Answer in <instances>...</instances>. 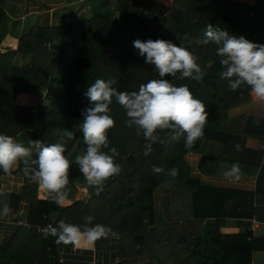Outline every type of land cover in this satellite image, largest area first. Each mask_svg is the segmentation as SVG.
<instances>
[{"label": "trees", "instance_id": "trees-1", "mask_svg": "<svg viewBox=\"0 0 264 264\" xmlns=\"http://www.w3.org/2000/svg\"><path fill=\"white\" fill-rule=\"evenodd\" d=\"M85 1L90 11L81 21L62 27L57 23L29 28L15 38L8 32L3 10L6 0H0V134L28 147L29 141L61 143L64 132L71 131L74 138L66 140V155L75 140L83 139L79 127L82 110L91 106L84 93L95 80L115 79L118 91L131 93L138 92L141 84L160 79L155 66L147 64L133 47L137 39L170 41L197 57L205 73L203 84L181 78L179 73L164 79L174 86L186 85L205 105L208 121L203 137L191 149L185 147L186 134L158 130V141L145 155L149 141L142 130L126 126V110L113 98L110 115L115 126L107 133L108 148L102 150L108 154L111 148L117 150L119 156L114 162L120 165V174L108 179L102 190L84 202L64 208L47 202L38 210L31 207L28 221L37 217L46 224L48 214L56 211L53 226L63 220L83 228L86 217L91 216L92 225L102 224L116 234L100 238L98 243L110 242L108 249L117 255L119 264H250L251 253L259 246L264 248V238L253 239L249 230L240 232L239 225L229 226L225 206L235 196L250 206L254 197L259 206L253 209L252 220L264 222V191L256 187L251 194L203 187L188 178L182 156L195 153L204 139L264 136L263 120L228 118V111L250 102L251 90L244 85L232 91L228 81L220 79L222 57L217 55L216 46L203 43L210 24L214 30L227 31L237 38L251 34L256 44L264 45V0H252V4L229 0H114L115 17L106 9L109 1ZM15 56H31V66L15 67ZM21 93L27 94L25 107L13 103ZM41 100L47 102L46 107L38 104ZM213 160L201 157L198 171L210 173L206 163ZM153 166L163 171L157 174ZM172 169L177 170L175 176ZM17 170L25 185L20 197L33 194L37 183L24 175L22 163ZM172 180L189 191L194 200H201V207L211 218H203L195 205L196 215L188 221L154 225L152 193ZM27 242L24 247L31 248L34 240L28 237ZM21 246L18 254L12 253L4 264H15L22 258L25 249Z\"/></svg>", "mask_w": 264, "mask_h": 264}, {"label": "clouds", "instance_id": "clouds-1", "mask_svg": "<svg viewBox=\"0 0 264 264\" xmlns=\"http://www.w3.org/2000/svg\"><path fill=\"white\" fill-rule=\"evenodd\" d=\"M204 35L206 39L203 43L215 45L217 55L222 57L220 79L227 80L232 91L246 85L259 100L264 101V45L253 43L243 36L237 38L224 30H214L210 24ZM133 47L147 64L155 66L160 79L141 84L138 92L131 93L118 91L114 87L117 83L115 79H97L84 93L91 104L82 110L83 120L79 125L86 152L75 157V164L87 184L97 191L102 190L105 181L121 172L120 165L114 162V158L119 156L117 150L111 148V154L102 150L108 148L107 133L115 126L110 115L113 98L126 110V126L142 130L149 141L145 155L151 151V145L158 141V130L186 134L184 144L191 149L203 137L208 121L205 105L194 98L186 85L174 86L164 79L169 75L175 78L179 73L181 78H191L203 84L205 73L192 52L165 40L137 39L133 41ZM73 138V132L66 130L61 143L46 145L42 141H29V146L25 147L15 142L13 137L0 134V169L10 175L12 169L22 163L24 175L61 205L68 200L70 184L71 163L64 155L65 145L66 140ZM162 171L153 166V172L159 174ZM238 171L239 166L233 164L225 177L230 178ZM171 174L175 176L177 170L172 169ZM10 211L5 206L0 214L7 216ZM93 219L86 217L83 228L61 220L56 226L49 225V234L56 237L57 243L76 245L82 242L94 244L100 238L116 235L110 227L92 225Z\"/></svg>", "mask_w": 264, "mask_h": 264}, {"label": "crops", "instance_id": "crops-1", "mask_svg": "<svg viewBox=\"0 0 264 264\" xmlns=\"http://www.w3.org/2000/svg\"><path fill=\"white\" fill-rule=\"evenodd\" d=\"M57 1V2H53ZM245 4H252V0H229ZM82 3L79 7H71V2L62 0H6L4 13L7 18L8 27L29 26L27 18L31 15H38L41 25L53 26L50 19L53 14L54 19L62 22L71 19V14L78 10L79 14L83 10L89 9V4L85 0H79ZM53 4V5H52ZM21 11L20 19H11L10 15ZM72 11V12H71ZM84 14V13H82ZM57 15V17H55ZM87 16V14H85ZM16 21V23H14ZM25 27V28H26ZM20 28L18 27L17 30ZM243 37L253 43H256L251 34H244ZM250 102L228 111L227 116L233 119L239 116H247L264 121V101L259 100L252 92L249 93ZM15 142L19 143L14 139ZM21 144V143H20ZM237 146H239L237 148ZM210 157L214 159L206 163L208 174H201L198 171V163L201 157ZM264 136L237 140L235 138H211L201 141L198 150L195 153L187 152L182 156V161L188 168V178L197 180L203 187L224 189L238 192L254 193L256 187L264 191ZM237 164L239 171L230 178L225 177V173L230 171L231 166ZM18 166V165H17ZM15 166L11 174H6L0 169V213L7 206L10 213L7 216L0 214V264H4L8 256L12 253L18 254V249L28 245V237L32 238L34 243L30 242V247H24L21 252L22 258L15 264H119L117 255L109 250L110 242H100L94 244L82 242L76 244L57 243L56 237L49 234V231L41 233L37 227H44L50 223L53 225L57 217L56 211H51L47 216V223L37 217L28 221V213L31 207L38 210L44 206V203H51L54 207L64 208L72 203L65 201L63 204H56L38 184L35 192H29L27 197H20L22 188H24L23 177ZM87 195L90 197L97 189L87 186ZM239 194V193H238ZM11 196V198H10ZM12 196L16 197L12 198ZM235 198H239L236 200ZM235 199V200H234ZM225 206V221L234 227L239 225L240 232L249 230L253 239L264 238V222L252 220L253 209L259 206L256 198L250 200V206L244 202L240 196H235ZM178 200H182L179 202ZM172 201L181 210H187L188 219H176L167 222L162 213L171 209ZM195 201V202H194ZM168 203V204H167ZM55 204V205H54ZM153 222L154 225L182 223L188 221L196 215L195 205L200 208L201 216L210 219L212 215L205 214L201 207V200H194L191 193L179 186L175 181H168L155 189L152 193ZM168 205V206H167ZM210 204H207V207ZM175 208V207H174ZM173 208V209H174ZM179 211V210H178ZM209 212V211H208ZM29 235V236H28ZM116 239V238H115ZM33 242V241H32ZM13 250V251H12ZM27 250V251H26ZM20 254V253H19ZM250 264H264V248L259 246L251 253Z\"/></svg>", "mask_w": 264, "mask_h": 264}, {"label": "rangeland", "instance_id": "rangeland-1", "mask_svg": "<svg viewBox=\"0 0 264 264\" xmlns=\"http://www.w3.org/2000/svg\"><path fill=\"white\" fill-rule=\"evenodd\" d=\"M62 1L71 2L72 5H70V8L71 7H74V8L79 7L82 4L79 2V0H62ZM103 1H109L110 5H108L106 7V9L111 13V17H115L116 13L113 10L114 9V7H113L114 0H103ZM53 2H57V1H53ZM86 9L87 10H83V12H81L80 14H79L78 10H75L76 13L71 14V19L70 20L65 19L64 22H62L60 20L56 21V19H54L53 14H52L50 22H51V24L58 23L59 25H61L60 27L69 26L72 23H77V22L81 21L83 18H85L86 17L85 14H88L90 11V6H89V9L88 8H86ZM82 13H84V14H82ZM20 17H22V13L20 10H18L16 13L10 15L11 19H20ZM55 17H57V15ZM27 20H28V24L30 25V27L25 26L26 27L25 28L24 26L20 27V26H14V25L10 24L8 27V32L16 38L19 35H21L22 33H26L29 28L31 29L33 27H38L41 24V20L39 19L38 15L31 14L27 18ZM14 23H16V21H14ZM62 23H65V24H62ZM18 27L20 28L19 30H17ZM31 63H32V57L31 56H27V57L15 56V58L13 59V65L15 67H18V68H29L31 66ZM26 95L27 94H22V93L18 94L15 97L13 103L15 105H17L18 107L27 106V96ZM38 104L45 106V107L47 106V102L44 100L39 101ZM31 109H32L31 112H33L34 108H31ZM83 144H84L83 139L75 140V143L72 145L69 152L65 155L71 163V167L69 170L70 184L68 186V189H69L68 201H72V203H75L77 201H83L84 202L89 198V196L86 193V191H87L86 189L88 188L87 187L88 184H87L84 176L80 173L78 166L75 164V157L77 155H83L86 152L85 148L83 147ZM104 184H106V181ZM178 201L181 202L182 200H178ZM181 203H183L184 206L186 205V203L184 201ZM170 205H171V209L163 212L162 213L163 217L161 219H164L167 222L172 221V220H176V219H184V220L188 219V215L186 213L187 210L181 211L177 207V205H175L172 201H170Z\"/></svg>", "mask_w": 264, "mask_h": 264}, {"label": "built area", "instance_id": "built-area-1", "mask_svg": "<svg viewBox=\"0 0 264 264\" xmlns=\"http://www.w3.org/2000/svg\"><path fill=\"white\" fill-rule=\"evenodd\" d=\"M262 161L264 162V157H263ZM49 225H52V224L48 223L44 227H37V231L41 232V233H45V232L49 231Z\"/></svg>", "mask_w": 264, "mask_h": 264}]
</instances>
